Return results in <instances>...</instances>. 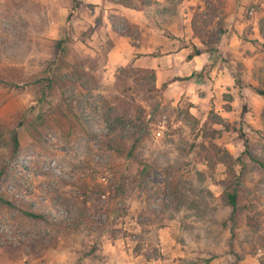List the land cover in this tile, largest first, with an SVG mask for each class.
<instances>
[{"label":"rangeland","instance_id":"374dc122","mask_svg":"<svg viewBox=\"0 0 264 264\" xmlns=\"http://www.w3.org/2000/svg\"><path fill=\"white\" fill-rule=\"evenodd\" d=\"M149 1L132 2L154 22V34L126 19L113 0L99 3L95 16L108 10V33L77 24L78 9L69 17L40 0H0V195L13 203L0 200V264H264V167L245 153L230 172L215 149L238 157L246 135L264 160V95L255 90L264 89V0H250L227 24L238 32L227 58L213 53L227 63L234 88L196 103L150 90L144 83L154 80L141 79L145 73L122 70L131 63L107 66L117 33L142 44L175 37L155 26L181 23V0ZM203 1L202 10L190 6V21L211 42L225 22L219 0ZM165 8L166 17L156 15ZM237 19L244 28L234 30ZM169 41L165 50L178 45ZM44 76L51 86L38 82ZM120 100L147 110L137 157L106 144L107 109ZM146 164L148 175L139 176ZM228 186L239 192L234 218L212 198Z\"/></svg>","mask_w":264,"mask_h":264},{"label":"crops","instance_id":"0c3cea01","mask_svg":"<svg viewBox=\"0 0 264 264\" xmlns=\"http://www.w3.org/2000/svg\"><path fill=\"white\" fill-rule=\"evenodd\" d=\"M40 1L47 4L48 9L51 5L57 7L56 11L60 12L61 15H70L72 10L75 11V9H78L82 16L77 18V24L80 25V22L83 25L94 24V26H96V33H103L104 31L108 33L113 30V26L108 18L107 9L103 10L104 14L101 20L95 19L96 12L99 13L102 9L99 3H102L103 0H76L77 5H75V0ZM249 1L250 0H219L216 6L217 15L221 16L225 22V32L219 37L217 46L219 53L225 58L228 56L230 46L236 44L234 40L235 37L238 36V32L235 29L240 30L244 28V23H241L238 19L233 25L235 30L234 33L227 30L229 27L227 24L231 22L235 14L240 15L244 12L246 9L245 4ZM89 3H92L93 6L90 7ZM180 3V13L183 15V21L181 23L172 21L169 26H155L161 31L163 37L166 36L164 32L167 27L168 30L170 29V33L175 36L174 38L168 37L163 43L160 41L161 43L154 42L151 44H142L140 43V38H138L137 43H134L132 41V36L117 33L118 35L114 38V45L109 51L107 66L121 67L129 63H134L139 67L154 69L156 71V84L158 87L170 81L164 90V95L167 99L175 103L178 102L184 94H187L191 96V100L196 103L199 102L197 100H206L208 97L212 98L215 94L219 96L227 90L229 91V89L234 88L235 81L229 72L227 63L223 65L218 64L215 54L205 51V42L195 34L193 24H191L190 6L200 4L202 10L204 8V1L181 0ZM119 7L122 15L125 16L126 19L140 26L142 31V28L145 27L147 32L150 31L154 34V22L150 25V18L143 13V10L123 4H120ZM93 8L94 11L92 10ZM71 21L75 22L74 19ZM167 40H170L169 42H177L178 45L173 49L165 50L162 45L169 44L165 43ZM181 40L183 41L182 43ZM229 41L230 43H228ZM194 47H197L202 52L189 57ZM161 49L164 50L161 51ZM205 69L211 70V78L208 79L201 74ZM209 82L211 84H209ZM201 87L206 90L204 89L205 91H203Z\"/></svg>","mask_w":264,"mask_h":264},{"label":"trees","instance_id":"16d2710c","mask_svg":"<svg viewBox=\"0 0 264 264\" xmlns=\"http://www.w3.org/2000/svg\"><path fill=\"white\" fill-rule=\"evenodd\" d=\"M115 2L121 3L125 6L133 7V8H139L137 7L132 1L134 0H113ZM136 1H141L142 3L146 5H150L151 2L149 1L147 3V0H136ZM169 1V0H168ZM77 1L75 0V5ZM180 1H172L169 4H172L173 6H176V4ZM156 5H160V1H155L154 2ZM166 8L165 10L159 9L158 12H156V15H161L165 16L167 14ZM73 13L71 12L69 17L72 16ZM213 34L216 36L211 42L210 41H204L205 42V51H209L211 53L214 52H219V49L216 47V45H212L211 43L213 42L214 44L219 42V35L216 32H213ZM65 39H61L57 41V45H62L65 43ZM202 51L198 49L197 47H194L193 52L189 55V57H192L194 54H199ZM138 70L140 73L143 72L145 75L143 78H150L154 80V85L151 82H145L144 84L148 86L150 90H165V88L168 86L170 81H167L161 85V87H158L156 85V71L154 69L150 68H143V67H136L133 63L128 65L127 67H123L122 70ZM138 79V78H137ZM141 79H138L139 82H141ZM41 83H47L49 86H51L53 79L50 76H44L38 79V82ZM236 81L238 83V78H236ZM256 92H258L261 95H264V89L263 88H255ZM229 98H232L231 96ZM247 112V105H243V109L241 112V117L244 119L245 115ZM147 110L143 105H137L136 110L133 109V106L130 104H126L124 100H120L118 103L111 105L107 109V119L109 121V131L105 134L106 137V144L108 147L115 151L116 153H119L121 155H126L129 158L132 157H137V150L138 147L142 141L143 137V131L145 130V119L144 117L147 115ZM221 122H223V119H220ZM244 135V134H243ZM245 137V146L246 149L243 152L242 155H239L238 157H235L228 149L223 148L219 145H215L216 149V155L217 158L226 163L229 171L230 172H235V165L237 162H242L243 161V155L245 153H248L251 159L254 161H257L260 163L261 166L264 167V160L257 159L251 152L250 150V142L249 138L244 135ZM14 145L15 148L17 149L19 147V139L17 133L14 134ZM142 164V160L139 161ZM148 164H146L143 169L139 170V176L143 175H148L147 173L149 172L148 169ZM213 199L216 198L222 199L224 204L227 207H230L232 209L231 216L234 218L236 216V213L239 210V192L236 186H228L225 191L222 193V195L219 197H213ZM0 200L4 203L8 204H13L11 201H8L5 199L2 195H0ZM170 208H174V203L170 202L167 204L166 211L170 210ZM164 210V211H165ZM169 212V211H168ZM29 215L34 216L36 218H42L44 219L45 216L43 214H38L35 212H28ZM170 214V213H169ZM172 215V214H171ZM83 224L82 220H77L75 226L78 228H81V225Z\"/></svg>","mask_w":264,"mask_h":264}]
</instances>
